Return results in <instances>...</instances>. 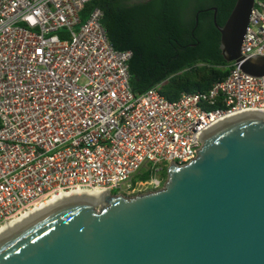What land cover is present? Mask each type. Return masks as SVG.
Wrapping results in <instances>:
<instances>
[{
  "label": "built area",
  "instance_id": "obj_1",
  "mask_svg": "<svg viewBox=\"0 0 264 264\" xmlns=\"http://www.w3.org/2000/svg\"><path fill=\"white\" fill-rule=\"evenodd\" d=\"M90 0H0V227L52 196L162 188L165 165L192 161L224 117L264 115V1L254 0L240 60L205 92L167 100L129 86V50L114 49ZM166 171V170H165Z\"/></svg>",
  "mask_w": 264,
  "mask_h": 264
},
{
  "label": "water",
  "instance_id": "obj_2",
  "mask_svg": "<svg viewBox=\"0 0 264 264\" xmlns=\"http://www.w3.org/2000/svg\"><path fill=\"white\" fill-rule=\"evenodd\" d=\"M253 1L234 0L221 25L211 8L226 63L241 59ZM240 68L264 74V55ZM201 139L158 190L72 196L1 236L0 264H264V115H235Z\"/></svg>",
  "mask_w": 264,
  "mask_h": 264
},
{
  "label": "trees",
  "instance_id": "obj_3",
  "mask_svg": "<svg viewBox=\"0 0 264 264\" xmlns=\"http://www.w3.org/2000/svg\"><path fill=\"white\" fill-rule=\"evenodd\" d=\"M234 0H90L98 8L111 46L129 50V86L176 100L182 93L205 92L228 72L218 51V32ZM196 19H194L195 14Z\"/></svg>",
  "mask_w": 264,
  "mask_h": 264
},
{
  "label": "bare ground",
  "instance_id": "obj_4",
  "mask_svg": "<svg viewBox=\"0 0 264 264\" xmlns=\"http://www.w3.org/2000/svg\"><path fill=\"white\" fill-rule=\"evenodd\" d=\"M255 112V111H253ZM258 113V112H255ZM237 115V114H236ZM235 115H230L227 117H224L222 121H225L226 119H229ZM221 121V122H222ZM220 123V122H219ZM217 123V124H219ZM215 124V125H217ZM214 125V126H215ZM212 128V127H211ZM88 196L90 199H93L95 201H98L102 193L95 192V191H89V192H71V193H62L56 196H52L50 199L46 200L45 202L41 203L40 205L32 208L28 212L22 214L21 216L5 223L0 227V237L10 233L11 231H14L18 227H20L23 223L29 221L30 219L37 217L40 213L44 212L45 210L49 209L50 207H53L54 205L60 203L66 198L72 197V196Z\"/></svg>",
  "mask_w": 264,
  "mask_h": 264
},
{
  "label": "rangeland",
  "instance_id": "obj_5",
  "mask_svg": "<svg viewBox=\"0 0 264 264\" xmlns=\"http://www.w3.org/2000/svg\"><path fill=\"white\" fill-rule=\"evenodd\" d=\"M165 170H166V166L163 165V166H162V170L157 174L158 177H162V178H163V177L165 176V173H166ZM110 194H111V195L114 194V191H111ZM141 194H143V193H141ZM134 195H136L135 192L130 193V194H128L127 196L125 195V197H132V196H134ZM99 207H100L99 204H96V205H95V208H96V209H98Z\"/></svg>",
  "mask_w": 264,
  "mask_h": 264
},
{
  "label": "flooded vegetation",
  "instance_id": "obj_6",
  "mask_svg": "<svg viewBox=\"0 0 264 264\" xmlns=\"http://www.w3.org/2000/svg\"><path fill=\"white\" fill-rule=\"evenodd\" d=\"M197 13H198V12H196L194 19H196V15H197Z\"/></svg>",
  "mask_w": 264,
  "mask_h": 264
}]
</instances>
